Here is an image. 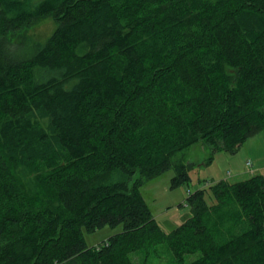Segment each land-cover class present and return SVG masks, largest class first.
Wrapping results in <instances>:
<instances>
[{"label": "trees", "instance_id": "16d2710c", "mask_svg": "<svg viewBox=\"0 0 264 264\" xmlns=\"http://www.w3.org/2000/svg\"><path fill=\"white\" fill-rule=\"evenodd\" d=\"M261 132L264 0H0V264H134L160 244L182 264H264L263 175L210 185L214 205L190 192L170 233L141 190L171 169L190 185L184 151L209 164Z\"/></svg>", "mask_w": 264, "mask_h": 264}, {"label": "rangeland", "instance_id": "374dc122", "mask_svg": "<svg viewBox=\"0 0 264 264\" xmlns=\"http://www.w3.org/2000/svg\"><path fill=\"white\" fill-rule=\"evenodd\" d=\"M56 28L57 25L54 20L47 18L34 26L31 34L35 36H33L35 41L44 42L53 34ZM182 154L186 162L196 164L190 173L192 178L190 185L172 189L171 180L175 176V172L171 169L154 179L146 180L141 189L152 214L161 229L166 233L172 232L191 217V208L187 203L190 192L205 188L207 190V203L214 205L216 200L209 189L210 185L221 180L236 183L247 180L254 175L264 176L263 132L249 138L235 154L228 152L215 153L213 161L209 164L205 163L211 155V149L203 144L196 145ZM249 161L253 165L251 168L247 165ZM232 208L229 210H233ZM235 209L237 211L241 210L236 203L234 205ZM226 229L229 230L230 228ZM122 230V225L115 228L106 226L93 233L85 232V240L89 247H95ZM200 256L201 253L199 252L186 254L183 264H189L200 258ZM131 258L134 264H182L175 258L166 244L132 253Z\"/></svg>", "mask_w": 264, "mask_h": 264}, {"label": "built area", "instance_id": "2783aa9c", "mask_svg": "<svg viewBox=\"0 0 264 264\" xmlns=\"http://www.w3.org/2000/svg\"><path fill=\"white\" fill-rule=\"evenodd\" d=\"M247 165H248V167H250L251 168V166H252V164H251V162L249 161V162H247Z\"/></svg>", "mask_w": 264, "mask_h": 264}]
</instances>
